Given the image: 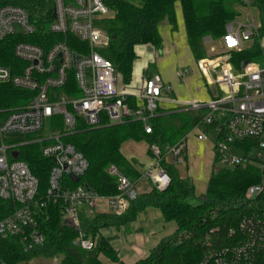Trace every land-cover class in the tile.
Segmentation results:
<instances>
[{
  "label": "built area",
  "instance_id": "obj_1",
  "mask_svg": "<svg viewBox=\"0 0 264 264\" xmlns=\"http://www.w3.org/2000/svg\"><path fill=\"white\" fill-rule=\"evenodd\" d=\"M259 2L264 5V0ZM53 5L55 17L49 32L61 36L63 41L48 49L19 42L14 55L23 66H17V72L0 66V84L33 94L25 106L0 107V201L12 208L0 220V242L19 241L26 254L40 250L46 243L38 227L39 206L64 201L67 207L63 225L77 232L74 242L77 248L91 251L95 242L84 230L78 208L87 205L96 210L98 203L105 200L111 215L123 217L139 196L135 184L115 166L108 169L110 176L117 178L115 196L104 198L82 185L65 188L66 177L74 176L79 179L76 184H80L90 168L88 159L66 138L80 126L97 129L131 122L143 123L150 134L149 122L173 91L160 74L150 73L157 51L154 48V52H149L150 45L135 46L131 80L127 84L112 63L99 54L109 44L108 35L96 25L110 15L103 0H53ZM244 9L245 21L240 20V14L226 25L222 40L227 52L197 62L206 86L217 88L211 100L178 104L183 111L204 112L200 125L190 134L196 132L199 141L213 139L215 158L222 167L255 166L261 173L259 182L246 191L243 204L247 212L237 228L229 230L226 241L209 243L200 264H264V15L248 0ZM69 35L88 44L89 52L84 55L73 52L67 41ZM15 36L38 37L37 27L24 8L3 6L0 43ZM209 41L213 40L206 38L204 44ZM246 51L257 53L258 60L233 59ZM74 55L79 56L77 62ZM190 72L180 77L184 79ZM71 75L79 96L67 98L61 91L69 87ZM53 118L61 119V131L56 130L57 122H51ZM46 126L49 133L44 134ZM189 135L164 149L151 147L154 162L143 176L155 188L169 187L170 175L162 163L164 160L175 166L184 163L182 155ZM38 143L43 144V157L53 161L47 201L40 205L35 203L39 180L18 159L21 147Z\"/></svg>",
  "mask_w": 264,
  "mask_h": 264
},
{
  "label": "trees",
  "instance_id": "obj_2",
  "mask_svg": "<svg viewBox=\"0 0 264 264\" xmlns=\"http://www.w3.org/2000/svg\"><path fill=\"white\" fill-rule=\"evenodd\" d=\"M258 5L264 15V5L259 0H248ZM110 16L97 21V27L109 37L107 47L99 54L115 67L116 73L124 84L131 80L132 66L135 60L134 48L140 44L152 45L156 50L163 47L159 27L167 22L172 31L177 30L176 7L181 4L188 45L196 62L206 57L204 40L217 41L225 35L226 25L239 17L240 9L246 0H103ZM14 5L24 8L32 23L37 27L38 37L15 36L0 43V66L14 72L17 66H23L14 55L19 42H27L48 49L51 45L63 41L61 36L49 32L54 20L53 0H0V8ZM73 52L80 55L89 52L88 44L80 42L75 36L67 37ZM257 61V53L246 51L233 56V59ZM151 73V72H150ZM72 74V73H71ZM67 98L77 97L75 80L70 76L69 87L61 91ZM31 92L0 84V107L12 108L25 106L32 99ZM204 112L183 111L180 108L158 109L151 119V133L147 134L144 124L131 122L117 126H102L87 129L80 126L78 131L66 138L89 161L90 168L80 184L69 177L64 180L65 188L75 189L85 186L100 196L107 198L118 194L117 178L110 176L108 169L115 166L136 184L142 174L136 168V161L128 160L122 153V147L128 142H143L151 147L161 148L175 145L200 125ZM56 130H62L60 118ZM43 144H30L20 148V161L25 162L33 175L39 180V190L35 203H46L49 188V176L53 161L42 155ZM215 164L208 182L206 195L200 200L190 178H182L174 164L163 161L162 166L170 175L171 183L165 190L153 188L139 195L123 217L111 214H97L83 222V228L95 242L91 251H83L74 245L77 232L63 225L62 219L67 205L64 201L47 202L37 208L38 227L45 235L46 243L40 250L26 254L19 241L0 242V264H21L37 257L52 259L61 257L59 264H106L101 257L115 264H124L119 251L113 246L112 237L103 235L102 230L116 227L120 229L134 222L137 217L149 209L161 212L166 224L174 225L173 235L163 239L149 255L136 264H200L208 250L209 243H218L228 238L230 229H236L246 214L244 207L247 189L258 183L261 173L255 166L236 168H217ZM12 211L10 205L0 201V220Z\"/></svg>",
  "mask_w": 264,
  "mask_h": 264
},
{
  "label": "rangeland",
  "instance_id": "obj_3",
  "mask_svg": "<svg viewBox=\"0 0 264 264\" xmlns=\"http://www.w3.org/2000/svg\"><path fill=\"white\" fill-rule=\"evenodd\" d=\"M253 6V2L251 3ZM258 8V5L254 6ZM260 10V8H258ZM240 20H246V10L244 8L240 9ZM178 15H182L181 4L178 3L176 7V18ZM110 16V15H109ZM159 32L163 36V47L161 50L156 51V61L150 67V72L155 73L158 71L165 78L170 79L171 87L175 91L176 97L179 101L185 103L192 101H210L211 96L210 92L217 91L216 87L208 88L206 86L204 77L199 71L198 63L194 60L193 55L189 49L187 42V36L185 31V25L183 20H177V30L172 31V27L167 23H163L159 27ZM206 57H212L214 55L222 54L227 52L226 45L222 39L217 41H209L205 44ZM205 57V58H206ZM191 71L184 79L180 77L181 74ZM122 79V78H121ZM123 82V81H122ZM49 133V129L46 126L44 134ZM37 138V137H31ZM27 140V138H23ZM213 139L210 138V141H199L197 138V133L193 132L188 137L189 145V162L183 164H177L179 173L184 178H190L193 181L195 186L196 196L203 200L206 191L211 173L213 170V165L215 164V153L213 151ZM212 150V151H211ZM186 150L183 153L182 157L185 156ZM122 153L128 159H136L138 162L137 168L140 173H144L147 165L151 162H154L153 158L148 154V144L143 142H128L122 147ZM255 153H252L254 155ZM237 156H242L241 153H236ZM217 168L221 167L220 163H217ZM136 190L138 192H144L148 189H152L154 186L147 181L142 179L135 184ZM153 212H158L159 220L155 221V226L160 227L162 224H166L162 221V214L158 210ZM111 210L109 208L108 202L101 200L98 203L97 209L93 210L87 205H82L78 208V215L82 222L90 220L97 214H110ZM140 222L145 220L142 215L139 217ZM169 225V224H168ZM171 228H174V225H169ZM148 227V226H147ZM145 228V230L147 229ZM109 229V228H108ZM108 229L102 230V233L106 235ZM175 232V230H174ZM124 235L120 234V239L115 242L114 247L121 251L123 254L126 246L124 241ZM102 261L106 264H115L107 261L106 257H101ZM61 261V257H56L52 259H46L44 257H37L28 262L21 264H55Z\"/></svg>",
  "mask_w": 264,
  "mask_h": 264
},
{
  "label": "crops",
  "instance_id": "obj_4",
  "mask_svg": "<svg viewBox=\"0 0 264 264\" xmlns=\"http://www.w3.org/2000/svg\"><path fill=\"white\" fill-rule=\"evenodd\" d=\"M180 19L184 21L183 13L180 16L178 15L177 20H180ZM162 39H163V36H162ZM189 49H190V47H189ZM155 73L160 74L158 71H155ZM162 78H163L164 82L171 87L170 79L165 78L164 76H162ZM172 90H173L172 93L160 105V108L162 110L179 108V105H178L179 102H183V101H179V99L175 95V91L173 88H172ZM209 92H210V96L212 98L214 93H212L211 91H209ZM203 102H207V101H203ZM186 151L187 152L183 158H184V163L186 162L188 164L189 157H190L189 156V145H187ZM148 154L151 156V154L149 152H148ZM128 160H134V161H136V163L138 162L136 159H128ZM137 164H136V168H137ZM152 164H153V162L148 164L147 167H145L146 170ZM213 167H214V165H213ZM177 169H178V167H177ZM143 175H144V173H142V178L140 180H142L144 178ZM180 176H181V174H180ZM181 177L184 178L183 176H181ZM144 179H146V178H144ZM147 181H149V180H147ZM152 189H148L144 192H138V191L137 192L139 195H142V194L149 193L150 191H152ZM154 210L155 209H149L146 212L140 214L144 217L145 220H142V221H146L145 223L139 221V218H138L140 216L139 215L134 222L130 223L127 226H123L120 229H118L116 227H110L109 229L107 228L109 231L105 236L113 238V241H112L113 246H114L115 242H117L120 239V234L124 235V238H125L124 241H126V243H125L126 249H125L123 254L121 253V251L118 250L120 253L121 260L124 264H136L138 261L146 258L149 255L150 251L154 247H156L163 239L173 235L175 229L171 228V226H169L168 224H162L160 227L155 226V224H157V223H155V221L158 222V220H159V214H158V212H153ZM162 219H163V217H162ZM162 221H164V219ZM146 227H147V229L145 230Z\"/></svg>",
  "mask_w": 264,
  "mask_h": 264
},
{
  "label": "water",
  "instance_id": "obj_5",
  "mask_svg": "<svg viewBox=\"0 0 264 264\" xmlns=\"http://www.w3.org/2000/svg\"><path fill=\"white\" fill-rule=\"evenodd\" d=\"M55 17V14L54 16ZM149 52H154V47L152 45L149 46L148 48ZM74 60L75 62H77L79 60V56L78 55H74ZM71 179L75 182V183H78L79 182V179L74 177V176H71Z\"/></svg>",
  "mask_w": 264,
  "mask_h": 264
}]
</instances>
